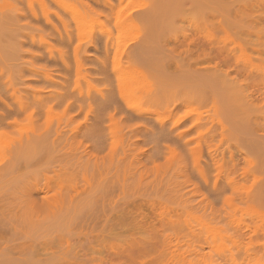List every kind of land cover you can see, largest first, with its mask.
Segmentation results:
<instances>
[{
	"label": "rangeland",
	"instance_id": "rangeland-1",
	"mask_svg": "<svg viewBox=\"0 0 264 264\" xmlns=\"http://www.w3.org/2000/svg\"><path fill=\"white\" fill-rule=\"evenodd\" d=\"M0 133V264H264V0H0Z\"/></svg>",
	"mask_w": 264,
	"mask_h": 264
},
{
	"label": "bare ground",
	"instance_id": "bare-ground-1",
	"mask_svg": "<svg viewBox=\"0 0 264 264\" xmlns=\"http://www.w3.org/2000/svg\"><path fill=\"white\" fill-rule=\"evenodd\" d=\"M160 215H162V213Z\"/></svg>",
	"mask_w": 264,
	"mask_h": 264
},
{
	"label": "snow or ice",
	"instance_id": "snow-or-ice-1",
	"mask_svg": "<svg viewBox=\"0 0 264 264\" xmlns=\"http://www.w3.org/2000/svg\"><path fill=\"white\" fill-rule=\"evenodd\" d=\"M0 134H2V133H0Z\"/></svg>",
	"mask_w": 264,
	"mask_h": 264
}]
</instances>
